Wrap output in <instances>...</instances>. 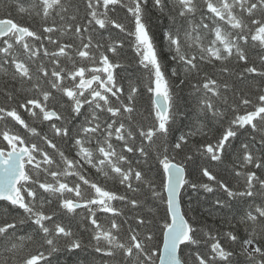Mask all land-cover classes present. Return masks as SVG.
<instances>
[{
    "label": "snow or ice",
    "instance_id": "1",
    "mask_svg": "<svg viewBox=\"0 0 264 264\" xmlns=\"http://www.w3.org/2000/svg\"><path fill=\"white\" fill-rule=\"evenodd\" d=\"M0 5V264H264V0Z\"/></svg>",
    "mask_w": 264,
    "mask_h": 264
},
{
    "label": "trees",
    "instance_id": "2",
    "mask_svg": "<svg viewBox=\"0 0 264 264\" xmlns=\"http://www.w3.org/2000/svg\"><path fill=\"white\" fill-rule=\"evenodd\" d=\"M2 14H3V8H2V5H0V15H2ZM212 198L213 197L211 196V194H204L203 192L197 194V193H194L191 190H189L184 195L185 207H187L189 205V203L195 204L197 199H200L201 203L206 208L209 206Z\"/></svg>",
    "mask_w": 264,
    "mask_h": 264
}]
</instances>
